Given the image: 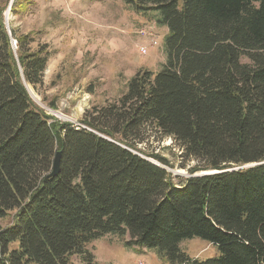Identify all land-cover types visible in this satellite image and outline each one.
Instances as JSON below:
<instances>
[{"label": "trees", "instance_id": "trees-1", "mask_svg": "<svg viewBox=\"0 0 264 264\" xmlns=\"http://www.w3.org/2000/svg\"><path fill=\"white\" fill-rule=\"evenodd\" d=\"M124 1L160 13L166 62L82 125L35 105L26 84H43L51 52L0 11V264H92L87 245L107 234L168 264H264V0ZM150 125L196 161L191 176L133 150ZM193 237L220 255L190 257L180 244Z\"/></svg>", "mask_w": 264, "mask_h": 264}, {"label": "rangeland", "instance_id": "rangeland-1", "mask_svg": "<svg viewBox=\"0 0 264 264\" xmlns=\"http://www.w3.org/2000/svg\"><path fill=\"white\" fill-rule=\"evenodd\" d=\"M8 28L33 33L51 52L44 82L36 88L26 84L35 105L61 122L82 125L95 109L118 100L138 70L159 72L166 62L168 27L157 11L138 12L124 0H0ZM147 34L141 33V30ZM152 32V34H150ZM156 40L157 44H153ZM16 49L17 41L12 39ZM141 46L148 48L142 54ZM37 47V44H34ZM248 62L247 58H242ZM93 89V92L90 89ZM136 153L161 164L151 155L168 160L164 165L175 176L189 177L195 160H187L174 138L153 126L142 132ZM16 211L1 220L14 223ZM129 235L107 234L87 245L92 264H168L156 249L128 245ZM18 247L13 243L10 249ZM180 247L192 258L206 260L220 255L218 245L200 237L185 239ZM35 264V263H32ZM67 264H90L79 254Z\"/></svg>", "mask_w": 264, "mask_h": 264}, {"label": "water", "instance_id": "water-1", "mask_svg": "<svg viewBox=\"0 0 264 264\" xmlns=\"http://www.w3.org/2000/svg\"><path fill=\"white\" fill-rule=\"evenodd\" d=\"M7 26H8V24H7ZM61 158H62V151H57L55 154L54 160H53V168H52V172H51L52 176H56L60 173ZM151 161H153V160H151ZM154 163L161 166L160 164H158L156 162H154ZM261 163H264V162H261ZM261 163H251V164H247V165L240 167V168L255 166V165H258ZM212 172H217V171H211V170L210 171H202L201 173H199L197 175H202V174H207V173H212Z\"/></svg>", "mask_w": 264, "mask_h": 264}, {"label": "built area", "instance_id": "built-area-1", "mask_svg": "<svg viewBox=\"0 0 264 264\" xmlns=\"http://www.w3.org/2000/svg\"><path fill=\"white\" fill-rule=\"evenodd\" d=\"M141 33L143 34H147V31H145L144 29L141 30ZM150 34H152V32H150ZM153 44H157L156 40H153ZM140 51L142 54H147L148 53V48L146 46H141L140 47ZM139 264H146L145 260H140Z\"/></svg>", "mask_w": 264, "mask_h": 264}]
</instances>
